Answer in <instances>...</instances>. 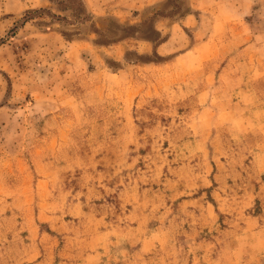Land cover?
I'll list each match as a JSON object with an SVG mask.
<instances>
[{"label": "rangeland", "instance_id": "1", "mask_svg": "<svg viewBox=\"0 0 264 264\" xmlns=\"http://www.w3.org/2000/svg\"><path fill=\"white\" fill-rule=\"evenodd\" d=\"M0 264H264V0H0Z\"/></svg>", "mask_w": 264, "mask_h": 264}]
</instances>
